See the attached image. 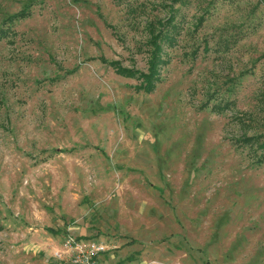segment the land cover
<instances>
[{
    "label": "rangeland",
    "instance_id": "rangeland-1",
    "mask_svg": "<svg viewBox=\"0 0 264 264\" xmlns=\"http://www.w3.org/2000/svg\"><path fill=\"white\" fill-rule=\"evenodd\" d=\"M0 28V264H264V0H0Z\"/></svg>",
    "mask_w": 264,
    "mask_h": 264
},
{
    "label": "trees",
    "instance_id": "trees-1",
    "mask_svg": "<svg viewBox=\"0 0 264 264\" xmlns=\"http://www.w3.org/2000/svg\"><path fill=\"white\" fill-rule=\"evenodd\" d=\"M18 16H22V12L17 14ZM177 24L174 21V18H169L165 22L160 24V27L157 28L155 31L152 29L149 31V38L147 40V46L150 47L148 51V70L144 74H140L141 82L137 84L139 89L143 90L144 92H151L153 89L155 79H158L156 76V70L158 66L164 63L163 59V45H170L174 41V37L178 32ZM4 32L0 28V35ZM110 63V62H109ZM115 65V64H110ZM115 67V66H114ZM117 74L122 76H132L134 75L133 72L129 69L115 67ZM264 136V134L262 135ZM260 136H243L240 141L243 143H247L248 145L254 147V149L259 150V154L256 157V163H264V138L259 139ZM47 229V228H46ZM49 229V228H48ZM50 232H53L49 229Z\"/></svg>",
    "mask_w": 264,
    "mask_h": 264
},
{
    "label": "built area",
    "instance_id": "built-area-1",
    "mask_svg": "<svg viewBox=\"0 0 264 264\" xmlns=\"http://www.w3.org/2000/svg\"><path fill=\"white\" fill-rule=\"evenodd\" d=\"M63 245L65 248L73 250L74 258H72V262L80 261V258L82 261L84 260V262H87L103 250V246L100 243L74 240L69 236L65 238Z\"/></svg>",
    "mask_w": 264,
    "mask_h": 264
}]
</instances>
